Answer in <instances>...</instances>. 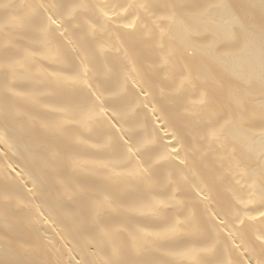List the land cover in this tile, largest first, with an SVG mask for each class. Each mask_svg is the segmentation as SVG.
<instances>
[{"label": "bare ground", "instance_id": "1", "mask_svg": "<svg viewBox=\"0 0 264 264\" xmlns=\"http://www.w3.org/2000/svg\"><path fill=\"white\" fill-rule=\"evenodd\" d=\"M0 264H264V0H0Z\"/></svg>", "mask_w": 264, "mask_h": 264}, {"label": "rangeland", "instance_id": "2", "mask_svg": "<svg viewBox=\"0 0 264 264\" xmlns=\"http://www.w3.org/2000/svg\"><path fill=\"white\" fill-rule=\"evenodd\" d=\"M46 65V64H45Z\"/></svg>", "mask_w": 264, "mask_h": 264}]
</instances>
